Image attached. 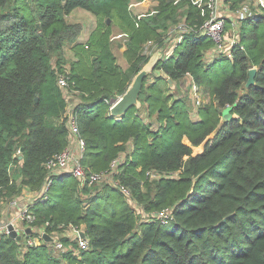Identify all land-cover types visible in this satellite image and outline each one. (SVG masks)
Here are the masks:
<instances>
[{"label": "trees", "instance_id": "obj_1", "mask_svg": "<svg viewBox=\"0 0 264 264\" xmlns=\"http://www.w3.org/2000/svg\"><path fill=\"white\" fill-rule=\"evenodd\" d=\"M184 1L189 30L140 91L159 121L153 127L136 105L121 115H110V106L148 61L143 45H162L161 27L175 20L180 4L154 0L138 14L130 0H0V199L35 196L27 207L30 230L0 237V264H264V8L246 30L248 18L240 20V40L229 52L205 60L220 49L207 35L195 37L209 9ZM231 1L236 8L241 0ZM76 7L95 16L84 41L77 39L82 26L65 16ZM107 18L126 35L125 68ZM65 45L74 54L68 66ZM223 59L229 66L217 64ZM253 66L254 82L246 86ZM187 74L206 95L196 99L198 119L168 92L169 79ZM69 111L85 142L84 167L106 169L125 152L117 184L89 188L69 172L48 170L70 143ZM151 172L159 177L151 181ZM168 208L171 214L160 217ZM32 226L48 236L75 226L86 243L62 237L70 248L57 255L44 237L26 243Z\"/></svg>", "mask_w": 264, "mask_h": 264}, {"label": "rangeland", "instance_id": "obj_2", "mask_svg": "<svg viewBox=\"0 0 264 264\" xmlns=\"http://www.w3.org/2000/svg\"><path fill=\"white\" fill-rule=\"evenodd\" d=\"M180 4V7L178 9V12L173 16L175 20L168 19L164 21V25H162V34L164 36V41L161 46H157L155 43L152 42H147L143 45V50L144 53L149 55L148 61L142 66L144 69L148 70L143 83L146 85L149 84L153 79L154 76L161 73V69H159L157 66L158 62L163 58L168 57V55L172 54L173 52L170 51L173 45L175 44V40L177 39L178 35L181 34V28L185 26V19H184V12L186 9V4L184 0H175V3ZM232 1L228 0L226 3V8L225 9H220V13L223 15L229 14V16L234 17L235 16V8L230 7V9H227V5L230 4ZM248 4L250 9L252 11H257L259 12L260 7L258 6V3L256 0H241L239 4ZM131 8L133 11H135L138 14H145L148 11L152 9V7L156 4L154 3V0H130L129 2ZM153 12V10L151 11ZM261 14V13H260ZM67 21L69 22H77L79 23L82 28L81 31L78 35V41H84L91 28L95 25V16L89 12L88 10L81 8V7H76L74 8L69 14L65 15ZM255 16H259V13ZM254 16L248 17V19L245 22H241L236 20L235 25H232L227 22L231 27H228V29L224 30V37L221 41L222 45L224 46L222 51L220 52L219 50H216L212 54H205L204 59L205 60H213L215 58H219L221 54H225L228 52L227 44H229L232 40L233 37H236L235 39L238 40L240 39V25L245 24V30L252 26ZM256 23L261 26L263 25V20L257 19L255 20ZM112 22V34H111V47L113 52L115 53L116 56V61L117 63L122 67L125 68L127 66V61L125 59V56L123 54V50L125 48V43H126V35L120 31L117 27V25L110 19V22ZM167 26V27H165ZM165 27V28H164ZM239 38H238V36ZM62 54L63 58L66 62V66L69 65V61L74 58L73 50L69 48L68 45H65L62 49ZM55 56V55H54ZM153 64V65H152ZM217 64L219 66H229L230 61L223 59L218 61ZM217 66H214L216 68ZM172 98H182L185 102V104L188 107L189 115L194 118L198 119L199 114L197 112V105L198 103L196 102V99L198 96L203 98L204 95L202 92L198 90L197 86L194 84L192 81V78L189 74H187L185 77L178 79L175 82L170 83V89L168 91ZM145 93L139 94L138 98V108H139V113L143 117L145 122H150L153 127H157L159 124V121L156 119L155 114L149 116V113L146 108V102L144 100ZM73 98H69V104H71L74 100ZM131 149V144H128L127 151ZM202 149V145H198L194 147V151H200ZM19 153V151H17ZM79 151L77 150L75 154H78ZM126 157L125 152L121 153L119 156V162L116 167H114L115 171L112 172L110 176L107 177V179H99L97 182H94V185L101 186L104 182H111V181H119L116 179V174L115 172L118 171L119 163H121ZM120 171V169H119ZM175 174V173H173ZM15 177H17V174H14ZM159 177V174H156L155 172H152L150 176V180L157 179ZM93 185H91L89 188H91ZM145 188V186H144ZM129 190V188H127ZM129 192H131L129 190ZM34 195L33 193H26V194H21L15 196L12 200L8 198H1L0 199V224H10L14 223L16 228L18 229L19 234L23 233V228L26 230L28 228L27 223L20 218L21 215V210L24 208H27L28 205L34 200ZM129 202L135 207L137 211H140V205L133 200L130 197L129 194ZM15 202H12L14 201ZM146 216V215H145ZM32 238H38V235L40 232H43V227L38 226L34 227L32 226ZM27 233V232H25ZM72 232H70L69 228L63 227L59 230H54V232L51 233L50 236H48L49 239H47L48 242V248L49 250L57 255H60L62 252L68 250L70 248V245L68 243H65L61 240L62 237H70ZM46 241V239H44ZM60 242V245H57V243Z\"/></svg>", "mask_w": 264, "mask_h": 264}, {"label": "built area", "instance_id": "obj_3", "mask_svg": "<svg viewBox=\"0 0 264 264\" xmlns=\"http://www.w3.org/2000/svg\"><path fill=\"white\" fill-rule=\"evenodd\" d=\"M193 2L197 3L198 5H206L209 9V15L206 20L202 24H200L196 29H195V37L200 36L201 34L209 36L222 51L223 45L221 43L223 37H224V30H225V24L226 20L229 19L231 20V24L235 25L236 20L240 21L241 19L248 18L250 16L257 17L258 13L260 14L264 8V0H256L258 3V6L260 7L259 12L257 11H252L248 4H239L235 8V16L231 17L229 14L223 15L220 13V9H225L226 8V3L228 0H193ZM230 4L227 5V9H230ZM189 28L183 26L181 28V33L187 32ZM238 36V35H237ZM236 37H233L231 42L227 44V50L229 52V49L231 48L232 45L236 44L240 39L236 40ZM239 38V36H238ZM182 36L181 34L178 35L177 41H181ZM176 44L173 45L170 51L173 52V49ZM169 56V55H168ZM59 82L62 85L66 84L65 77H60ZM68 125H69V130L71 133L70 137V143L69 145L64 148L61 152L56 153L52 158L47 162V167L50 172L54 173H62V172H69L71 175H73L75 178H77L82 185H92L94 182H97L99 179H107L108 176L112 174L113 171H115L114 167L115 165L118 164L119 162V157L114 159L110 166L106 169L99 170V171H94L89 168H86L82 165L80 161V156L81 152L84 148V139L79 136V128L76 123L75 118L72 116L71 111L68 112ZM75 144L76 150L74 151L71 147V145ZM79 151L78 154H75L76 151ZM152 174V172H151ZM111 183L117 184V181H111ZM122 190L125 192L127 196H129L130 192L127 189V187H124L121 185ZM12 202H15L12 201ZM160 217H167L171 214V210L164 209L160 212H158ZM20 218L23 219L26 223L32 222L34 220V215L28 211L27 208H24L21 210V215ZM14 226L15 230L18 232V229L14 225V223H10ZM9 224H0V237L4 233H8ZM23 232H26V230L23 228ZM70 232H72L71 235H74V238L79 241V243L83 246L85 245L86 241L83 240L82 236H80V230L76 228L75 226L70 227ZM19 233V232H18ZM43 233L40 232L38 235V238H43ZM39 239L28 237L26 239L27 244H33ZM57 245H60V242L57 243Z\"/></svg>", "mask_w": 264, "mask_h": 264}, {"label": "water", "instance_id": "obj_4", "mask_svg": "<svg viewBox=\"0 0 264 264\" xmlns=\"http://www.w3.org/2000/svg\"><path fill=\"white\" fill-rule=\"evenodd\" d=\"M107 23L110 22V18H107ZM153 65V64H152ZM148 70L144 69L143 67L133 76L129 86L127 87L126 91L120 95L110 106V115H121L123 114L128 108L133 105L138 106V97L140 91L142 89L143 80L147 74ZM256 72V67L253 66L249 69L248 79L246 81V86L251 85L254 82V74ZM171 83V80L169 79ZM227 116V114H225ZM8 234L20 238L21 235L15 230L12 224L8 225ZM30 228L28 227L26 231L28 232ZM80 236H83V232H80ZM44 239H49L48 235L43 233Z\"/></svg>", "mask_w": 264, "mask_h": 264}, {"label": "crops", "instance_id": "obj_5", "mask_svg": "<svg viewBox=\"0 0 264 264\" xmlns=\"http://www.w3.org/2000/svg\"><path fill=\"white\" fill-rule=\"evenodd\" d=\"M118 27V26H117ZM92 29V28H91ZM118 29H119V27H118ZM120 30V29H119ZM121 31V30H120ZM125 49V48H124ZM71 147H72V149L75 151L76 150V147H75V144H73L72 143V145H71Z\"/></svg>", "mask_w": 264, "mask_h": 264}]
</instances>
